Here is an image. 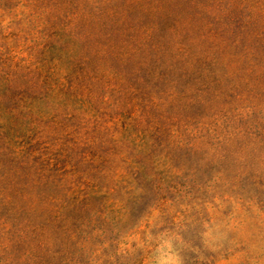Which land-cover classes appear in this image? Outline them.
Instances as JSON below:
<instances>
[{
	"label": "rangeland",
	"instance_id": "rangeland-1",
	"mask_svg": "<svg viewBox=\"0 0 264 264\" xmlns=\"http://www.w3.org/2000/svg\"><path fill=\"white\" fill-rule=\"evenodd\" d=\"M0 264H264V0H0Z\"/></svg>",
	"mask_w": 264,
	"mask_h": 264
}]
</instances>
